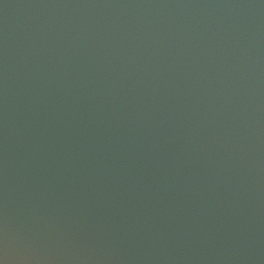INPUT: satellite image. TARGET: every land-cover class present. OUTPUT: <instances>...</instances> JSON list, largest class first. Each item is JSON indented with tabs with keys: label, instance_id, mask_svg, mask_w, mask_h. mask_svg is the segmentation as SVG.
Here are the masks:
<instances>
[{
	"label": "water",
	"instance_id": "95a60500",
	"mask_svg": "<svg viewBox=\"0 0 264 264\" xmlns=\"http://www.w3.org/2000/svg\"><path fill=\"white\" fill-rule=\"evenodd\" d=\"M5 225L8 264H264V0H0Z\"/></svg>",
	"mask_w": 264,
	"mask_h": 264
},
{
	"label": "clouds",
	"instance_id": "9594fccd",
	"mask_svg": "<svg viewBox=\"0 0 264 264\" xmlns=\"http://www.w3.org/2000/svg\"><path fill=\"white\" fill-rule=\"evenodd\" d=\"M0 242L3 243L4 251H5L4 258H0V264H8V258H7L6 253H7V249H8L9 236H8V230H7V226L6 225H5L2 241H0Z\"/></svg>",
	"mask_w": 264,
	"mask_h": 264
}]
</instances>
